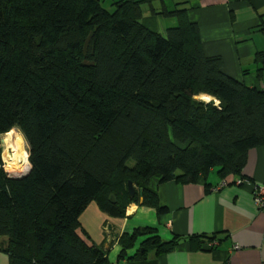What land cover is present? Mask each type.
<instances>
[{"label": "trees", "instance_id": "1", "mask_svg": "<svg viewBox=\"0 0 264 264\" xmlns=\"http://www.w3.org/2000/svg\"><path fill=\"white\" fill-rule=\"evenodd\" d=\"M186 3L118 0L111 11L102 0H0V250L10 264H110L81 226L92 202L112 217L132 203L162 214L152 179L242 175L264 143V89L205 54ZM145 4L177 25L150 30ZM15 129L29 144L21 177L3 164L2 136ZM142 235L138 258L181 241L137 228L120 237V258ZM209 239L203 249L219 243Z\"/></svg>", "mask_w": 264, "mask_h": 264}, {"label": "crops", "instance_id": "2", "mask_svg": "<svg viewBox=\"0 0 264 264\" xmlns=\"http://www.w3.org/2000/svg\"><path fill=\"white\" fill-rule=\"evenodd\" d=\"M186 1L189 18L197 22L207 56H220L223 71L243 84L264 89V0H165L172 8ZM160 2H155L157 10ZM142 23L166 34L170 26L163 16L154 15L145 4ZM177 22V21H176ZM171 22V26L176 25ZM264 184V143L249 150L242 175L222 177L217 168L196 182L152 179L147 188L158 195L165 212L132 203L125 217H112L92 202L80 217L91 241L108 253L110 264H262L264 261V210L255 204L253 189L238 179ZM223 180L229 183L220 187ZM150 227L163 240L178 236L176 249L159 254L149 251L136 257L144 240L123 250L119 239L137 228ZM219 243L209 249L210 237ZM0 264H10L0 250Z\"/></svg>", "mask_w": 264, "mask_h": 264}, {"label": "rangeland", "instance_id": "3", "mask_svg": "<svg viewBox=\"0 0 264 264\" xmlns=\"http://www.w3.org/2000/svg\"><path fill=\"white\" fill-rule=\"evenodd\" d=\"M116 1L118 0H102L104 6L111 11H114L115 9L116 6L114 5V2ZM143 8H146L145 5L143 6ZM165 20L170 26L171 22L177 21L176 18H167ZM177 23L178 21L176 22V25ZM2 139L5 140V142L2 143V156L5 170L10 176L13 177H21L26 175L31 168L30 163H23V161L19 162V154H23L25 156V160L29 157V144L25 140L23 134L18 129H15L12 130L10 133H7L6 135L2 136ZM132 163L133 162H130V164Z\"/></svg>", "mask_w": 264, "mask_h": 264}, {"label": "built area", "instance_id": "4", "mask_svg": "<svg viewBox=\"0 0 264 264\" xmlns=\"http://www.w3.org/2000/svg\"><path fill=\"white\" fill-rule=\"evenodd\" d=\"M228 183V181L223 180V182H221L220 184V187L226 186ZM236 183H238L239 185L251 186V188L253 189L252 193L255 199V204L259 209L264 210V184L252 183L250 180H246L244 178L238 179ZM214 244L215 242H212L208 245L209 247H212ZM262 264H264V261Z\"/></svg>", "mask_w": 264, "mask_h": 264}, {"label": "water", "instance_id": "5", "mask_svg": "<svg viewBox=\"0 0 264 264\" xmlns=\"http://www.w3.org/2000/svg\"><path fill=\"white\" fill-rule=\"evenodd\" d=\"M2 142H5L4 139H2ZM128 191H129V194L131 197H134L135 194H136V187L134 185V183L132 181H129V184H128ZM112 199L114 200V198L112 197Z\"/></svg>", "mask_w": 264, "mask_h": 264}, {"label": "bare ground", "instance_id": "6", "mask_svg": "<svg viewBox=\"0 0 264 264\" xmlns=\"http://www.w3.org/2000/svg\"><path fill=\"white\" fill-rule=\"evenodd\" d=\"M203 96H206V95H201L200 97L202 98ZM209 97V96H208ZM203 99V98H202ZM210 99H211V97H210ZM210 99H207V100H210ZM205 100V99H204ZM17 153V152H16ZM20 155V157H19V162L20 161H24V155L23 154H19Z\"/></svg>", "mask_w": 264, "mask_h": 264}, {"label": "clouds", "instance_id": "7", "mask_svg": "<svg viewBox=\"0 0 264 264\" xmlns=\"http://www.w3.org/2000/svg\"><path fill=\"white\" fill-rule=\"evenodd\" d=\"M202 98L205 99V100L210 99V97H208V96H203ZM216 104L218 106L219 105V101H216Z\"/></svg>", "mask_w": 264, "mask_h": 264}]
</instances>
